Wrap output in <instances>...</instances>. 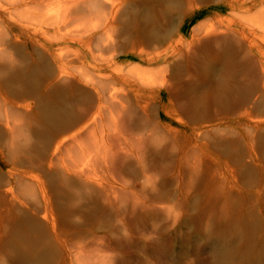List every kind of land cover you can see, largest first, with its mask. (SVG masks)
<instances>
[{
  "label": "rangeland",
  "instance_id": "rangeland-1",
  "mask_svg": "<svg viewBox=\"0 0 264 264\" xmlns=\"http://www.w3.org/2000/svg\"><path fill=\"white\" fill-rule=\"evenodd\" d=\"M0 264H264V0H0Z\"/></svg>",
  "mask_w": 264,
  "mask_h": 264
},
{
  "label": "bare ground",
  "instance_id": "bare-ground-1",
  "mask_svg": "<svg viewBox=\"0 0 264 264\" xmlns=\"http://www.w3.org/2000/svg\"><path fill=\"white\" fill-rule=\"evenodd\" d=\"M214 66V65H213Z\"/></svg>",
  "mask_w": 264,
  "mask_h": 264
}]
</instances>
